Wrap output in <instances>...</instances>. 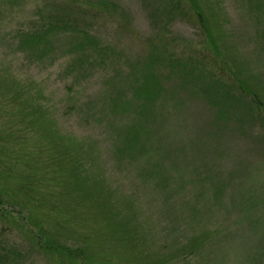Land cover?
I'll use <instances>...</instances> for the list:
<instances>
[{
  "label": "rangeland",
  "instance_id": "obj_1",
  "mask_svg": "<svg viewBox=\"0 0 264 264\" xmlns=\"http://www.w3.org/2000/svg\"><path fill=\"white\" fill-rule=\"evenodd\" d=\"M52 16L77 34L46 59L19 53V33ZM82 33L100 58L67 54ZM201 52L257 107L231 91L213 110L182 85L146 100L156 55L192 67ZM0 255L264 264V0H0Z\"/></svg>",
  "mask_w": 264,
  "mask_h": 264
},
{
  "label": "trees",
  "instance_id": "obj_2",
  "mask_svg": "<svg viewBox=\"0 0 264 264\" xmlns=\"http://www.w3.org/2000/svg\"><path fill=\"white\" fill-rule=\"evenodd\" d=\"M101 5L105 6V4ZM110 8L112 9L113 6L110 5ZM170 12L169 10L168 13ZM65 18L52 16L49 18L50 20L48 19L41 23L36 32H20L16 38V45H18L16 48L18 52L22 54L32 53L33 55L37 53L46 59V55L48 54V50H46L48 44L46 43H48L50 39L55 40L59 35L73 36L77 34L73 29L75 28V23L73 24L69 21V16H65ZM78 38V40H74L73 42L71 40V47H69L68 44L67 54L74 56L78 55L80 58L82 56L86 58L88 55H97L96 58L102 56L103 51L100 50V47L91 36L82 33L78 34ZM162 56H165V54H161V56L156 55V60L159 64L164 66H154L162 75V77H156L159 84L153 82V85L152 83L150 86L146 84V87L143 86L141 89L143 95L146 96V100H154V96H158V94L155 93V88L157 87L161 88L163 96L165 95L172 98V95L174 96L172 85H182L188 86L192 90V92H185L186 96L189 95L192 97L193 95L202 99V101L207 99L210 101L209 107L213 110H223L226 107L231 108L233 106V99L237 100L238 98L234 95L230 97L229 92L231 91L239 93L242 98V100L237 101V104L244 106L247 110H253V108L257 107L255 105L256 99L249 93V90H247L239 80H237V84L230 77L226 78L227 74L225 71L218 68L217 63L209 59L202 52L200 58H195L196 61L192 67L188 62L182 61L180 57H173L172 55H167L168 57ZM247 98H251V101H248ZM176 104L179 105V101ZM237 104L235 103L234 105L237 106ZM150 110L151 109L148 110V113H150ZM137 135L138 133L134 131L132 135L127 137L129 145L135 143ZM29 171L31 172L32 169L29 168ZM6 262V257L0 255V264H5Z\"/></svg>",
  "mask_w": 264,
  "mask_h": 264
}]
</instances>
